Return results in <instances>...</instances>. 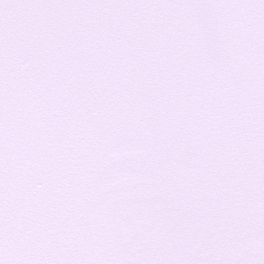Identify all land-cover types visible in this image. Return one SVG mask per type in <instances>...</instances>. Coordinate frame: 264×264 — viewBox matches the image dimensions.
<instances>
[{"label": "snow or ice", "instance_id": "obj_1", "mask_svg": "<svg viewBox=\"0 0 264 264\" xmlns=\"http://www.w3.org/2000/svg\"><path fill=\"white\" fill-rule=\"evenodd\" d=\"M0 264H264V0H0Z\"/></svg>", "mask_w": 264, "mask_h": 264}]
</instances>
